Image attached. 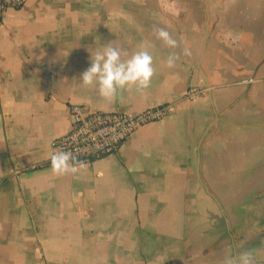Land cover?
Returning a JSON list of instances; mask_svg holds the SVG:
<instances>
[{
	"label": "crops",
	"instance_id": "crops-1",
	"mask_svg": "<svg viewBox=\"0 0 264 264\" xmlns=\"http://www.w3.org/2000/svg\"><path fill=\"white\" fill-rule=\"evenodd\" d=\"M106 44L122 58L148 50L149 84L118 88L111 98L83 85L80 72ZM190 88L201 92L184 97ZM71 103L128 113L175 108L136 128L115 152L55 174L51 142L68 131ZM245 250L251 264H264V0L7 7L0 264H238Z\"/></svg>",
	"mask_w": 264,
	"mask_h": 264
},
{
	"label": "built area",
	"instance_id": "built-area-1",
	"mask_svg": "<svg viewBox=\"0 0 264 264\" xmlns=\"http://www.w3.org/2000/svg\"><path fill=\"white\" fill-rule=\"evenodd\" d=\"M25 0H0V23L7 7H21ZM198 88H190L184 93L186 98H194L200 93ZM173 103H165L128 113L117 110H90L82 104L68 106L69 129L51 142L53 151H70L75 163L88 162L94 157L115 152L128 136L139 126L160 119L174 111Z\"/></svg>",
	"mask_w": 264,
	"mask_h": 264
},
{
	"label": "clouds",
	"instance_id": "clouds-1",
	"mask_svg": "<svg viewBox=\"0 0 264 264\" xmlns=\"http://www.w3.org/2000/svg\"><path fill=\"white\" fill-rule=\"evenodd\" d=\"M156 36L169 46L175 47L177 43L165 28H157ZM184 52L188 54V49H184ZM122 54V49L110 44L98 48L92 53L87 67L80 72V82L83 85L95 84L99 95L104 98L113 97L121 87H146L153 74V56L144 48L133 51L125 58H122ZM174 61L173 54L167 58L166 63L171 66ZM48 159L55 174L76 171L75 157L70 151H53ZM236 260L238 264H251V253L245 250ZM225 264H233V261L228 259Z\"/></svg>",
	"mask_w": 264,
	"mask_h": 264
}]
</instances>
